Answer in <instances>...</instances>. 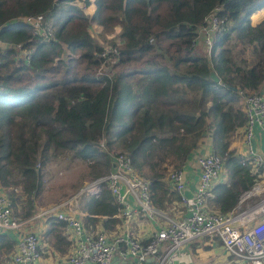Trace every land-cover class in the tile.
Here are the masks:
<instances>
[{"label":"trees","instance_id":"trees-1","mask_svg":"<svg viewBox=\"0 0 264 264\" xmlns=\"http://www.w3.org/2000/svg\"><path fill=\"white\" fill-rule=\"evenodd\" d=\"M218 6L222 23L209 55L198 53V29ZM262 7L264 0H0V190L14 215L35 213L43 166L58 152L84 160L93 179L112 170L116 154H126L150 181L153 205L167 210L181 201L169 170L190 158L197 164L205 140L225 171L206 208L234 209L264 172L232 142L247 121L238 90L264 92V18H250ZM36 14L53 30L51 38L19 18ZM92 23L104 38L119 25L105 54L89 31ZM102 66L107 71L100 74ZM211 67L220 81L210 78ZM78 208L85 227L107 237L123 221L106 185L98 196L82 194ZM40 218L48 221L42 241L68 252L65 223L53 213ZM13 232L0 233L4 260L14 248Z\"/></svg>","mask_w":264,"mask_h":264},{"label":"built area","instance_id":"built-area-1","mask_svg":"<svg viewBox=\"0 0 264 264\" xmlns=\"http://www.w3.org/2000/svg\"><path fill=\"white\" fill-rule=\"evenodd\" d=\"M219 9L218 6L211 10L205 23L198 29L196 39L205 44L208 55L213 37L222 23L218 16ZM19 18L44 39L51 38L52 30L44 24L41 14ZM15 47L21 50L19 43ZM107 51L104 50L103 54ZM238 93L247 115L241 139L245 155L253 165L264 169V150L256 149L253 144L254 126L264 128V92L239 89ZM197 165L199 178L192 196L184 193L183 168L170 169L168 172V179L180 194L185 209L179 218H171L164 210L153 205L150 181L137 173L124 153L115 155L113 168L108 173L85 183L74 196L44 208L27 219L14 215L10 198L1 189L0 233H18L14 248L2 264H44L41 261L40 234L25 225L51 213L65 223L66 236L72 242L67 264H111L114 256L118 258L116 264H149L148 260H152L151 264H167L168 258L184 244L205 236L218 238L223 249L235 257L239 264L264 260V182L255 181L250 189L241 194L237 206L231 211L220 213L208 210L205 200L212 195V188L219 181L223 169L222 159L209 149L197 156ZM105 185L120 204L117 214L123 221H134L140 214L155 220L161 219L160 227L147 238V242L143 243L142 238L129 230L115 232L113 236L107 237L100 229L88 230L84 227L75 211L78 197L82 193L98 196Z\"/></svg>","mask_w":264,"mask_h":264},{"label":"crops","instance_id":"crops-1","mask_svg":"<svg viewBox=\"0 0 264 264\" xmlns=\"http://www.w3.org/2000/svg\"><path fill=\"white\" fill-rule=\"evenodd\" d=\"M243 131V128L241 132ZM240 132V134H241ZM254 134L255 138L253 141L254 147L258 150H264V128H261L260 125L254 126ZM242 135V134H241ZM236 147L245 154L244 146L242 144V140L236 141ZM210 149L209 141L205 140L198 147L199 153L207 152ZM197 151V150H196ZM196 155V152H195ZM193 155V156H195ZM184 171V182H185V191L191 192L193 194L196 184L199 178V167L196 164V160L194 158H190L186 161V164L182 167ZM225 171H221L219 180H223L225 178ZM264 182V172L263 176L258 179V182ZM166 184L167 182L166 178ZM172 189V188H171ZM173 190V189H172ZM172 208H168L165 212L171 218H179L185 212L184 206L181 201H174L172 204ZM176 206V207H175ZM76 215L83 220L85 215L78 206L76 208ZM161 219L157 218L156 220L150 217H144L143 214H140L136 217V219L131 222L123 221L118 229L123 227V232L125 230H129L135 236L140 238H148L150 235L155 232L160 227ZM129 223V225H127ZM48 226V221L46 219H36L33 222L26 224L25 227L29 229H33L38 231L41 237V261L44 264H67L68 255L71 252V246L66 253H60L58 249H53L49 247L46 242L42 241V233L46 230ZM96 229H99L96 228ZM65 228L63 229V234H65ZM13 232V231H12ZM15 239H17L16 232H13ZM114 234V233H113ZM65 236V235H64ZM113 236V235H111ZM66 239H68L65 236ZM69 241L70 238L68 239ZM72 244V242H71ZM232 255L223 249V245L218 238L205 236L198 240H195L191 243L184 244L181 248H179L166 262L167 264H231L233 262ZM152 260H148L149 264H151ZM254 264H264V260L259 263Z\"/></svg>","mask_w":264,"mask_h":264},{"label":"rangeland","instance_id":"rangeland-1","mask_svg":"<svg viewBox=\"0 0 264 264\" xmlns=\"http://www.w3.org/2000/svg\"><path fill=\"white\" fill-rule=\"evenodd\" d=\"M93 9H94V4L88 5L85 8V13L88 14L92 12ZM250 18L253 23H256L260 21L262 18H264V7L252 13ZM89 29L92 36L95 37V39L102 44L105 50L111 49V45L109 44V39L107 38H111L113 35H117V33L120 30L119 25L114 26L113 30L110 33H107L106 38H104L102 36V27L100 25L96 23H92ZM51 32L53 33V30ZM230 45L232 46V44ZM195 48L198 53L205 52V54H207V48L203 42L201 41L199 42L198 40H196ZM232 48L234 50V53L236 54L239 53L237 46L234 47L232 46ZM18 53H21L22 55H26L27 51L20 50L18 51ZM106 71L107 68L103 66L99 69L100 74ZM241 139H242V135L238 134L237 137L234 138V141H232L233 145L236 146V141ZM223 170L224 167L222 171ZM91 173H92V168L86 162H84V160H82L80 157L73 156L71 152H58L56 156L50 157L43 166V190L35 198L34 214L41 212L44 208H47L49 206H52L54 204H57L74 196L77 192L80 191L81 187L85 183L94 180L93 178H90ZM82 194L79 195L78 200H80V196ZM242 208H245V206H243ZM19 211L21 210L19 209ZM163 212H165V210ZM15 214L17 215V217L20 216V214L17 212H15ZM82 222L84 225L83 220ZM85 228L88 230H92L89 227L88 228L85 227ZM122 230L123 227L121 229H118L117 232H120ZM5 252H7L5 249H3L2 252H0V262H1L0 264L3 263L2 261H4V258L7 256L6 255L7 253ZM259 262H260L259 260H254V263H259Z\"/></svg>","mask_w":264,"mask_h":264},{"label":"water","instance_id":"water-1","mask_svg":"<svg viewBox=\"0 0 264 264\" xmlns=\"http://www.w3.org/2000/svg\"><path fill=\"white\" fill-rule=\"evenodd\" d=\"M209 76H210V78L212 80H214L216 82L220 81V77L216 74V72L214 71V69L212 67L209 69ZM184 193L187 196H192V193L191 192H188V191H185L184 190ZM117 259H118L117 256H114V259H113V261H112L111 264H116L117 263Z\"/></svg>","mask_w":264,"mask_h":264}]
</instances>
